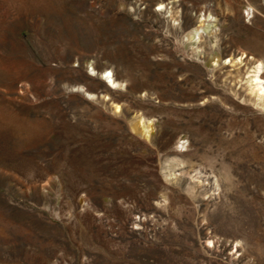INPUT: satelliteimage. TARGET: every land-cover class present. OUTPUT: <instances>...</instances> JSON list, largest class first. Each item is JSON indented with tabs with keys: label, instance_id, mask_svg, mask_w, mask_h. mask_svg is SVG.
Returning a JSON list of instances; mask_svg holds the SVG:
<instances>
[{
	"label": "rangeland",
	"instance_id": "374dc122",
	"mask_svg": "<svg viewBox=\"0 0 264 264\" xmlns=\"http://www.w3.org/2000/svg\"><path fill=\"white\" fill-rule=\"evenodd\" d=\"M260 63L264 0H0V264H264Z\"/></svg>",
	"mask_w": 264,
	"mask_h": 264
},
{
	"label": "bare ground",
	"instance_id": "6f19581e",
	"mask_svg": "<svg viewBox=\"0 0 264 264\" xmlns=\"http://www.w3.org/2000/svg\"><path fill=\"white\" fill-rule=\"evenodd\" d=\"M215 23V22H214ZM213 22H208V24L206 25L205 29H210L212 28L214 25ZM203 27V26H202ZM203 27V28H204ZM202 28V29H203ZM196 34L199 33V30H195ZM194 31V32H195ZM263 65L260 63L259 65L257 64V67L255 68V70L253 71V75L249 76V79L251 82V88L253 86V89L255 91V93L258 96V99H263L264 100V79L262 78V72H263ZM113 73L111 71H108V74L105 76V79L108 80V82L110 83V85L115 88L116 86H118V83L114 80L113 78ZM254 93V92H253Z\"/></svg>",
	"mask_w": 264,
	"mask_h": 264
}]
</instances>
